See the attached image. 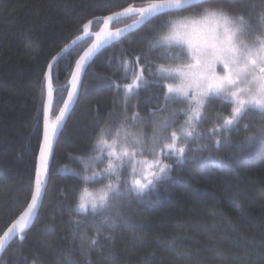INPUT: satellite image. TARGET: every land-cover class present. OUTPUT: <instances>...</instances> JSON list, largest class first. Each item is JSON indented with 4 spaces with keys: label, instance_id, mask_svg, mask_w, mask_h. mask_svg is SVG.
<instances>
[{
    "label": "trees",
    "instance_id": "trees-1",
    "mask_svg": "<svg viewBox=\"0 0 264 264\" xmlns=\"http://www.w3.org/2000/svg\"><path fill=\"white\" fill-rule=\"evenodd\" d=\"M157 1L165 0H0V240L34 194L50 63L93 19ZM206 13L238 22L250 44L264 39V0H216L159 16L103 50L59 138L41 211L1 264H264V110L248 109L225 128L234 104L224 95L207 99L183 154H163L166 177L143 193L120 187L98 210L79 208L86 187L107 183L87 179L103 169L97 160L89 171L101 137L126 132L161 143L163 126L184 124L188 100L170 93L159 71L192 61L183 46L162 41L175 20ZM91 43L53 69L54 118Z\"/></svg>",
    "mask_w": 264,
    "mask_h": 264
},
{
    "label": "rangeland",
    "instance_id": "rangeland-1",
    "mask_svg": "<svg viewBox=\"0 0 264 264\" xmlns=\"http://www.w3.org/2000/svg\"><path fill=\"white\" fill-rule=\"evenodd\" d=\"M240 33L238 22L217 13L175 20L162 44L183 46L192 62L159 72L169 80L170 93L188 100L189 111L184 124L178 131L163 126L161 134L169 138L161 143L126 132L113 138L101 137L97 146L99 153L90 160L89 171L92 172L97 160L102 161L103 169L97 174L92 172L87 179L92 182L105 178L107 183L88 186L82 191L81 211L103 208L120 187L128 192L143 193L166 177L168 167L163 154L169 157L178 155L179 151L183 154L185 148L181 142L195 135L209 97L224 95L233 102L234 112L225 128H233L248 109L264 110V39L250 44ZM158 146L161 148L154 152ZM141 147L146 153L138 151Z\"/></svg>",
    "mask_w": 264,
    "mask_h": 264
},
{
    "label": "water",
    "instance_id": "water-1",
    "mask_svg": "<svg viewBox=\"0 0 264 264\" xmlns=\"http://www.w3.org/2000/svg\"><path fill=\"white\" fill-rule=\"evenodd\" d=\"M212 1L216 0H165L150 2L131 5L112 15L93 19L83 27V33L62 49L52 60L46 73V102L43 138L38 158L34 194L29 206L8 228L0 240V264L6 249L16 239L23 240L24 234L32 229L41 211L50 181L51 166L59 138L79 100L85 75L92 61L103 50L138 31L155 18L165 14L183 12ZM132 18H136V20L119 29H113L114 23ZM96 22H100L103 25L95 32L93 31V25ZM87 40H92V43L84 51L75 65L72 77L65 87L69 90L68 96L59 114L54 120L53 110L56 90L53 85V69L59 60Z\"/></svg>",
    "mask_w": 264,
    "mask_h": 264
}]
</instances>
